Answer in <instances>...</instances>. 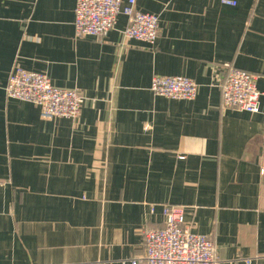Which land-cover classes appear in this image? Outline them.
<instances>
[{"label":"crops","instance_id":"0c3cea01","mask_svg":"<svg viewBox=\"0 0 264 264\" xmlns=\"http://www.w3.org/2000/svg\"><path fill=\"white\" fill-rule=\"evenodd\" d=\"M135 1L159 19L152 46L122 15L75 38V0H0V264H129L164 207L218 264H264V0ZM13 64L76 90L79 119L6 99ZM225 65L257 77V113L222 109ZM154 76L192 80L196 99L154 96Z\"/></svg>","mask_w":264,"mask_h":264},{"label":"built area","instance_id":"2783aa9c","mask_svg":"<svg viewBox=\"0 0 264 264\" xmlns=\"http://www.w3.org/2000/svg\"><path fill=\"white\" fill-rule=\"evenodd\" d=\"M222 4L235 6L230 0ZM127 19L123 36L147 45H154L159 34L156 15L141 13L135 0H75L74 36L77 39H102L114 29L118 16ZM226 78L220 85L222 109L255 114L260 93L257 77L224 66ZM6 99L34 105L44 121L66 119L76 121L81 114L83 98L76 90L57 88L44 74L32 73L13 64L5 86ZM150 91L154 96L173 101H194L198 87L183 77L154 76ZM164 226L143 232L144 253L129 264H218L216 247L208 236L193 232L182 210L163 208ZM251 264L250 259H243Z\"/></svg>","mask_w":264,"mask_h":264}]
</instances>
